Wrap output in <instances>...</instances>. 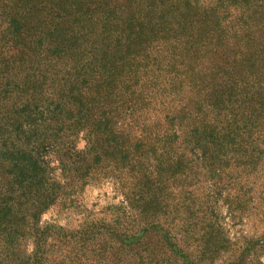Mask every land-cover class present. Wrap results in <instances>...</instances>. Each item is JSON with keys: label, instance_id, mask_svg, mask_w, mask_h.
I'll return each mask as SVG.
<instances>
[{"label": "trees", "instance_id": "trees-1", "mask_svg": "<svg viewBox=\"0 0 264 264\" xmlns=\"http://www.w3.org/2000/svg\"><path fill=\"white\" fill-rule=\"evenodd\" d=\"M1 1L0 264H47V249L30 255L26 242L41 216L110 177L127 184L130 206L143 203L146 227L188 242L211 229L192 178L205 169L225 175L234 158L232 165L247 164L246 176H231L240 191L226 193L227 209L238 219L255 213L251 204L264 201V186L253 194L247 177L252 158L264 155V0H18L23 10ZM42 11L68 27L81 17L102 46L84 62L57 39L44 51L21 46L29 19ZM80 139L84 150L69 154ZM227 155L234 157L221 158ZM215 188L224 201V188ZM63 231L83 253L98 244V264L128 236L104 219ZM226 245L221 250L231 252ZM181 254L198 264L186 248Z\"/></svg>", "mask_w": 264, "mask_h": 264}, {"label": "rangeland", "instance_id": "rangeland-1", "mask_svg": "<svg viewBox=\"0 0 264 264\" xmlns=\"http://www.w3.org/2000/svg\"><path fill=\"white\" fill-rule=\"evenodd\" d=\"M0 2L2 1L0 0ZM4 3L9 4L12 9L14 4L21 10L25 7V4L18 0H5ZM52 18L53 16H49L47 11H42L40 14L38 12L32 16L29 19L30 25L21 34V46H32L36 50L44 51L46 46H51V42L57 39L62 42L61 46L72 48L74 53L75 49L80 51L76 57L78 62H84L86 57L91 56L94 46H102V35L95 34L92 29L89 30L87 24L84 23L86 20L81 17L71 18L69 27L66 25V20L57 22ZM51 26H60L61 29L58 32L48 33ZM78 62V65L83 64ZM127 124L130 123L127 122ZM136 133L139 134L140 130H136ZM84 147L85 141L80 139L75 148L69 145L67 151H70L69 154H73L76 150H84ZM211 149V154H216L215 146ZM48 156V160L55 162V166L59 164L57 161L59 156L52 150L49 151ZM233 157L231 155L221 156L225 160ZM263 158L264 155L261 156V154L252 158L255 161V165H251L254 174L247 178L252 184L253 194L255 191L262 192V186H264V166L262 169L256 166ZM231 161L230 166H225V175H213L205 169L197 177L192 178V183L196 181L198 183L193 187L194 194L201 196V206L207 211V214L203 216L204 224L210 225L211 229L209 226H204L205 230L195 231L188 242L180 237L178 238L179 242H176L171 237H166L163 231L146 227L143 221H140L138 214L143 203L141 205L134 203L130 206L124 196L127 184L119 186L113 179L114 177H110L85 187L74 199L72 195H67L66 200L47 210L36 224L33 236L29 235L26 238L30 255L37 256V248L42 247V250L46 248L51 256L47 264H98L95 253L98 244L89 246V251L85 249L83 253L81 246L64 239L66 235L63 230L89 228L92 224L104 219L111 224L116 223L119 229L127 232L128 236L121 237V240L116 239L113 242L112 250L106 254L105 261L100 264H193L190 260L182 257L181 248L183 249V247L192 254L198 264H224L234 260L246 262V264H249V260H252V263L264 264V201L253 200L251 209L255 213L243 214L249 218L243 216L238 219L239 215L236 211L232 214L228 211L225 201L226 193L240 191L239 187L231 180V176L233 180L241 175L246 176L244 169L247 165L238 161V167L232 165L235 161L234 158ZM216 162L217 160H214L203 164L210 168V166H216ZM59 172H57V176L61 177V172ZM252 182L255 183L254 186ZM216 185L219 188H224L222 190L224 201L219 193H213L217 191ZM173 188L175 190V186ZM191 233L192 231H190ZM98 241L105 244L108 239L104 240L100 237ZM228 242L233 244L232 251L221 250L223 244L227 246ZM73 252H77L80 256L86 255L88 261L78 260ZM74 260L75 262L72 263L71 261Z\"/></svg>", "mask_w": 264, "mask_h": 264}]
</instances>
